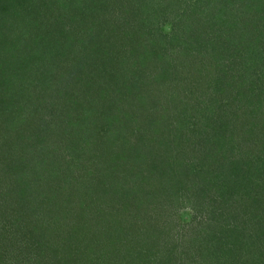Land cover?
<instances>
[{"label":"trees","instance_id":"trees-1","mask_svg":"<svg viewBox=\"0 0 264 264\" xmlns=\"http://www.w3.org/2000/svg\"><path fill=\"white\" fill-rule=\"evenodd\" d=\"M37 90L63 101L42 129L30 123L42 110L29 95ZM168 104L182 107L178 120L150 139ZM104 136L106 151L89 146ZM67 151L63 163L80 171L87 161L120 175L97 192L117 208L104 220L95 209L103 242L88 220L62 221L68 192L43 187L65 175ZM178 198L216 223L201 235L204 257L264 264V250L238 249L250 250L246 231L264 248V0H0V264L88 262L91 250L95 264H191L166 225Z\"/></svg>","mask_w":264,"mask_h":264},{"label":"rangeland","instance_id":"rangeland-1","mask_svg":"<svg viewBox=\"0 0 264 264\" xmlns=\"http://www.w3.org/2000/svg\"><path fill=\"white\" fill-rule=\"evenodd\" d=\"M172 20H173V17L171 20H169V22H165V23L163 22L161 24L160 32H162L163 34H165L167 36L171 35L173 32V29H174L173 24L171 22ZM62 53H59V55H61V58H60L61 60L65 59V54L62 55ZM72 63H73V61L71 59H69V60L67 59L66 60L67 67L64 65L63 66L66 69L72 70V68H71ZM88 63H89V68H90L91 58H90ZM256 64H258V63H256ZM92 70H93V66H92ZM94 71H95V68H94L93 72ZM74 75H78V74H74ZM101 81H102V76L100 74H97L94 76L92 83L93 84H99V83H101ZM31 85H33V84H31ZM42 93L43 92H40L38 90H37V92L34 91V92L29 93V95L32 97V99L34 101L32 104L35 107L42 109L41 113L37 114L38 116L36 115L37 116L36 120H34V122H30V121L29 122L35 124L36 127L38 126V128H40V129H42L40 126L41 118H47V116H48L47 114L53 113L54 109H55L56 115L58 116L57 112L60 113V111L63 109V101L60 98L61 96H58V97L56 96L54 98L53 95H49L47 97H44ZM170 106H171L170 104L165 106V107H167L166 110L164 111L165 112V119L161 118V117H159V118L157 117V119L160 120L161 123L163 122L162 123L163 125L160 124V127L158 129H156L154 132L150 131V132H152L151 135H148V136H151L150 139L151 138H155V139L158 138L157 140L160 139L161 128H163L161 126H166V124H165L166 121L168 123H172V122L178 120V116L180 115V111L182 110V107H180L179 109H174ZM168 108L170 109V111H167ZM45 109L46 110L49 109V110L45 111ZM167 117H170V119L169 118L166 119ZM57 122H59V121H57L55 119V122L52 121L51 124H52V127L57 129V131H58V124L59 123H57ZM142 125L143 126L141 128H138L140 130L139 133L141 131H144L145 125L144 124H142ZM39 131L40 130H38V132ZM139 133H138V135H139ZM147 134L148 133H146V135ZM169 135L171 136L170 133H169ZM105 136H104V139H100V140L96 139V141H92L89 146L92 147L94 144H101L100 145V146H102L101 151L103 149L106 151L107 148L109 147V145H111V144ZM59 139H60L59 143L62 144L61 138H59ZM53 141L56 142V139L55 138L52 139V142ZM158 142L159 141H157V143L155 145L156 148L159 149L158 152L162 155L163 154L165 155V148H161L160 145L158 144ZM55 148L56 147H54V149H52V151L53 150L55 151L56 150ZM57 151L58 150L55 151V154L57 153ZM68 153H70V151H67L66 153L64 152L59 158V160H60V165L58 166L59 172L62 173V175L63 174H65V175L62 178L56 180V178H59V176L58 175L52 176V174H51L47 180L43 181V187H45V188L46 187H56V186L60 187L62 189L59 190L57 188L55 193L61 194L64 192L62 194L64 197L68 196L67 195V192H68L69 201L71 203H69L67 205H63L61 210H59V211H61V213L68 211V213H66V215L64 216L65 218H62V221L65 224H68V223L72 224L74 222L75 223L78 222L79 220L81 221V223L84 222L85 220H88L89 221L88 222L89 223L88 228L90 230V234L93 237L96 236L99 241L103 242L104 239H106L108 237L109 233H106L105 227H103V225L101 227L99 225H98V227L94 226L92 221H95V219L99 216L96 213V210H98L99 213L101 210L102 213H101L100 220L101 219L104 220L106 217L112 218L113 215L116 216L117 213L115 211L117 210V208H116V205H114V203H113V197L111 195H107L103 191L101 192V194L97 193V192L99 190H102L101 187L103 188V186H105V187L108 186V185H104L102 183H106L109 180H111V182L113 183V180H116L115 177L120 176V175L117 174L116 172L112 175V171H109V170H104L102 172L99 171L98 173L93 172L94 168L92 169L90 163H88L87 161L84 164L85 168L84 169L82 168V170H81L82 172H81L80 170L76 169L77 167L74 166L73 164L67 165L66 161L70 160L71 158L66 159V160L64 159V163H63L62 158L65 157V155ZM56 164H59L58 157H57ZM83 170H87L89 172V174H90L89 178L84 179V177H82V173H84ZM25 171H26L25 168H23V169H18L15 172H16L17 176L18 175L24 176ZM68 174L69 175L72 174V175L69 176ZM104 175H107L108 177L105 178ZM117 181L118 180H116L114 182H117ZM70 182H72L71 187H68V186L67 187L70 189V191H72L71 194L69 193V191H67V189H65V188L63 189V187L66 186L67 184H69ZM105 189H107V188H105ZM187 200L188 199L184 200L183 198L182 199L178 198L175 201L168 204V206H169L168 208H171V212H170L171 215L166 218V225L169 224L170 227L173 228V230H175L176 233L180 234L179 239L177 240L176 244H178V246H182V244H183V246L186 247L185 250L188 253L187 258L189 259L192 256L191 264H195V259H197V261H202V262L206 261L205 264H207V263L208 264H216V262H214V260L212 259V255L210 258H209L210 255H207L205 257L203 256V254L206 253V250H205L206 246L205 245L207 243H205V241L204 242L201 241L202 240L201 235L203 233H205L204 230H206V232H209L210 227H208V226H211V227L214 226V228L217 229L216 223L210 224L211 219H209V217L206 219L199 217L202 215L197 214L193 209V205H192L193 203H189V201H187ZM197 207H199V205ZM203 208H209V210L207 212L214 210V207L212 206V204L210 207H206V204H205V207H203ZM215 208H216V206H215ZM70 209L74 210L73 214L70 213ZM206 216H207V214H206ZM235 218H238V217L236 216V217H234V219ZM57 221L60 222L61 220H57ZM18 225H20V221H18V224H16V226H18ZM92 225H93V227H92ZM248 228H249V225H248ZM62 229H64V228H62ZM252 229H253L252 227L249 228V230H252ZM16 230L17 229L13 228L12 232H16ZM181 235H182V237H181ZM246 237H247V239H246L247 242H249L251 244L250 250H248V249L244 250L242 248V245L241 246L239 245V247H238V249L242 250L245 253L243 258H246L248 256L247 252L249 253V255H252V253L258 251V249L264 250V248L260 247L261 244L259 243V240H258L259 235L257 233L255 235L251 231H246ZM252 248H256V249H252ZM88 253H89V255L87 257L88 262L86 261L85 258L81 259L80 256L73 255V258H74L73 264H95L96 261L93 263V259H92V258L95 259V257H93V254H91V253H93L92 250L89 251ZM109 254H110L109 255V259H110L111 255H112V251H110ZM239 259H240V257H239ZM71 264H72V262H71ZM200 264H204V263L200 262ZM238 264H240V263H238Z\"/></svg>","mask_w":264,"mask_h":264}]
</instances>
